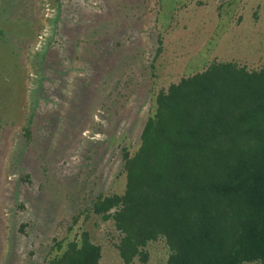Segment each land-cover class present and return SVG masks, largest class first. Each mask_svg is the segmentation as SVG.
<instances>
[{
	"label": "rangeland",
	"instance_id": "rangeland-1",
	"mask_svg": "<svg viewBox=\"0 0 264 264\" xmlns=\"http://www.w3.org/2000/svg\"><path fill=\"white\" fill-rule=\"evenodd\" d=\"M186 2L0 0V264H43L82 230L100 264H123L112 221L74 216L122 193V149L139 139L150 89L207 58L264 67V0ZM147 249L144 264L166 263L163 240Z\"/></svg>",
	"mask_w": 264,
	"mask_h": 264
},
{
	"label": "trees",
	"instance_id": "trees-1",
	"mask_svg": "<svg viewBox=\"0 0 264 264\" xmlns=\"http://www.w3.org/2000/svg\"><path fill=\"white\" fill-rule=\"evenodd\" d=\"M167 28L157 37L152 76ZM150 92L139 139L122 149V193H99L74 222L82 214L112 221L123 264L147 263V246L158 239L165 264H264V67L207 58ZM101 257L82 230L55 240L43 264Z\"/></svg>",
	"mask_w": 264,
	"mask_h": 264
}]
</instances>
